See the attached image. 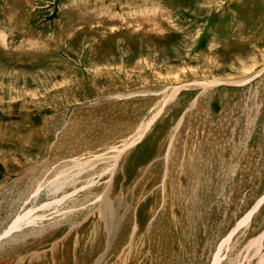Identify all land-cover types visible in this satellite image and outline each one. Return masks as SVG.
<instances>
[{
    "label": "rangeland",
    "instance_id": "374dc122",
    "mask_svg": "<svg viewBox=\"0 0 264 264\" xmlns=\"http://www.w3.org/2000/svg\"><path fill=\"white\" fill-rule=\"evenodd\" d=\"M31 209L0 264H264V0H0V234Z\"/></svg>",
    "mask_w": 264,
    "mask_h": 264
},
{
    "label": "bare ground",
    "instance_id": "6f19581e",
    "mask_svg": "<svg viewBox=\"0 0 264 264\" xmlns=\"http://www.w3.org/2000/svg\"><path fill=\"white\" fill-rule=\"evenodd\" d=\"M55 175V174H54ZM63 185V184H62ZM88 185V184H87ZM64 186V185H63ZM61 187V186H60ZM64 190V189H63ZM65 191V190H64ZM76 192V191H75ZM72 194V193H71ZM62 195V194H61ZM68 196H63V198H62V200L61 201H56V202H53V203H56V204H59V203H62L63 201H64V199L65 198H67ZM68 199V198H67ZM66 199V200H67ZM50 205V204H49ZM49 205H47V206H49ZM46 206V207H47ZM108 212V211H107ZM34 213H35V209H31V210H28L27 211V213H25L24 214V216H22L21 214V217L18 219V220H16V221H14L12 224H11V226L4 232V233H2V234H0V240L3 238V237H6V236H8V235H10L11 233H13V232H15V231H17V230H20L21 228H23L24 226H28V225H32V224H38L39 222H37L38 221V219L41 217H43V216H37V217H34ZM247 221H249V216H246L245 218H243V220L240 222V224H238V226H237V228L232 232V234H230L229 236H228V238L226 239V241L224 242V243H228V242H230V240H231V238H232V236H233V234H234V232L240 227V226H242V225H244ZM33 226V225H32ZM12 235V234H11ZM99 237V236H98ZM95 240V239H94ZM3 241V240H2ZM98 243H99V240L97 241ZM97 243V244H98ZM224 245H222V247H223ZM221 247V248H222ZM219 251V250H218ZM220 252H221V249H220V251L218 252V254L215 256V261H214V263H212V264H219V262H220V260H221V256H220ZM35 253V252H34ZM29 254V253H28ZM34 255V254H33ZM22 257V256H21ZM32 257V256H31ZM38 258V257H37ZM36 257H35V259H37ZM86 258V257H85ZM33 259H34V257H33ZM39 259V258H38ZM23 260V259H22ZM101 260V259H100ZM100 260H99V262H100ZM87 261V260H86ZM83 262V261H82ZM23 263V262H22ZM19 264H21V263H19Z\"/></svg>",
    "mask_w": 264,
    "mask_h": 264
}]
</instances>
